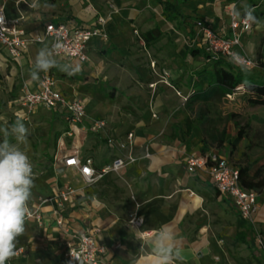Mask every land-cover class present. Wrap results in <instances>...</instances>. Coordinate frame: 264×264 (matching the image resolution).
I'll return each instance as SVG.
<instances>
[{
  "label": "crops",
  "instance_id": "obj_1",
  "mask_svg": "<svg viewBox=\"0 0 264 264\" xmlns=\"http://www.w3.org/2000/svg\"><path fill=\"white\" fill-rule=\"evenodd\" d=\"M165 1L172 5L171 11L163 9ZM40 3L55 7L30 9L23 0L19 5L16 0H0V7L26 35L42 31L51 21L74 27L97 24L102 17L101 27L108 38L90 39L85 61L55 57L61 65L79 63L81 72L68 75L57 68L47 72L54 77L58 91L69 99L84 102L83 128L72 137L66 134L70 127L60 111L39 107L27 112L19 103L23 90L38 88V81H32L28 73L38 50L48 43H33L18 58L10 57L0 46V127L19 118L29 129L27 141L20 147L29 154L35 176L29 211L41 215L40 222L27 218L26 231L18 238L20 253L8 262L64 264L59 243L64 236L54 224L53 210L59 192L72 187L76 189L73 202L64 205L69 231L95 230L98 245L103 249L101 256L109 264H153L151 241L162 227L171 229L178 241L182 259L174 260L173 264H261L255 255L253 235L255 228L264 230V189L258 192L254 224L244 221L230 199L215 188L205 170H187V158L202 154L203 136L195 122L189 133L184 125L179 131L182 133L164 135V129L150 116H156L163 108L162 99L153 95L157 86L166 82L178 87L179 96L186 101L195 94L193 88L188 93L186 86L201 82L195 78V66L199 64L197 70L213 68L210 60L195 52L196 49L205 52L196 21L202 20L214 31L229 34L233 10L243 4L251 5L259 23L240 34L239 51L246 53L258 46L262 53L264 0H40ZM180 40L185 44L181 46ZM144 84L151 89H142ZM207 88L208 85L197 93ZM174 101L175 105L179 100L176 97ZM261 107L262 115L257 119L264 123L260 121L264 118ZM95 119L103 120L105 125L92 132L89 125ZM128 133L133 135L132 143L120 150L116 144L124 141ZM109 137L114 139V146L107 143ZM258 140L261 138L254 139L255 152L247 161L228 163L238 169L247 167L249 176L264 168V148ZM231 142L230 152L237 158L246 142L249 145L245 132L235 147ZM75 150L82 159L90 158L96 169L128 152L136 160L118 173H108L95 184L87 185L74 167L54 161V156ZM134 210L143 218L138 229L127 224L128 214ZM242 220L245 226H239ZM142 231H148L149 235L141 237ZM239 231L247 232L244 240Z\"/></svg>",
  "mask_w": 264,
  "mask_h": 264
},
{
  "label": "built area",
  "instance_id": "obj_2",
  "mask_svg": "<svg viewBox=\"0 0 264 264\" xmlns=\"http://www.w3.org/2000/svg\"><path fill=\"white\" fill-rule=\"evenodd\" d=\"M0 15L4 17L3 24H0V46L12 58H18L33 43L47 42L51 46L55 42H60L63 47L60 51H53L55 57L78 58L85 61L87 60L85 49L90 39L100 37L107 41L108 38L101 27L104 23L102 17L98 18L97 24L74 27L64 22L51 21L44 25L42 31L26 35L17 26L16 21L10 20L4 15L2 7H0ZM196 26L202 48L207 54L230 60L233 53H239L245 59L246 67L252 64V61L239 51L241 47L240 34L248 32L252 28V24L247 25L231 14L229 34L214 31L202 20L196 21ZM19 103L27 112L39 107L60 111L69 124L70 128L66 133L69 137L79 135L81 128H83L86 118L83 100L79 98L69 99L58 91L55 88V79L50 73L41 74L38 80V88L35 91L23 90ZM104 125L103 120L95 119L89 125V130L96 132ZM132 139V133H128L126 139L119 141L116 145L120 150H124L132 143ZM107 143L111 146L115 145L114 139L110 137L107 138ZM135 160V156L128 152L116 157L101 169H96L90 158L82 159L76 150L54 156V161H61L67 167H74L87 185L95 184L108 173H118ZM186 165L189 172H193L195 169L205 170L219 193L230 199L240 218L254 224V216L258 210V192L242 187L239 181L238 168L231 166L226 158L217 151L190 155L186 160ZM75 194L76 189L72 187L60 191L57 207L53 210L54 224L57 231L64 236V238L59 239L64 264H109L101 256L103 249L98 245L95 230L92 229L83 233L69 231L64 205L65 203H72ZM131 199L133 200V197ZM136 206H138L137 203ZM30 217L36 221H41V215L37 211H29L28 218ZM127 224L133 229H138L143 225V218L134 210L128 214ZM148 235V231L140 233L141 237ZM253 243L257 250L264 251V233L256 228ZM17 251L20 253V249ZM7 264L12 263L7 262Z\"/></svg>",
  "mask_w": 264,
  "mask_h": 264
},
{
  "label": "clouds",
  "instance_id": "obj_3",
  "mask_svg": "<svg viewBox=\"0 0 264 264\" xmlns=\"http://www.w3.org/2000/svg\"><path fill=\"white\" fill-rule=\"evenodd\" d=\"M21 2L22 0H16L17 5ZM23 2L27 3L30 9L55 7L48 3L41 5L40 0H31V2L23 0ZM233 16L247 25L259 23L255 8L248 4L234 9ZM3 22L4 17L0 15V24ZM62 47L60 42H55L38 50L28 73L32 81H38L41 72L47 73L52 68H57L68 75L82 71L79 63L61 65L57 62L53 51H60ZM230 62L240 67L242 71H247L246 61L239 53H233ZM244 84L250 86L247 80ZM28 136L29 129L19 118L11 124L0 127V264H7L18 255V238L26 231L29 202L35 186L30 156L20 147L21 144L26 143ZM151 243L155 257L153 264H173L174 260L182 259L177 238L171 229L167 227L159 229Z\"/></svg>",
  "mask_w": 264,
  "mask_h": 264
},
{
  "label": "rangeland",
  "instance_id": "obj_4",
  "mask_svg": "<svg viewBox=\"0 0 264 264\" xmlns=\"http://www.w3.org/2000/svg\"><path fill=\"white\" fill-rule=\"evenodd\" d=\"M179 44L182 46L185 43L180 40ZM256 50H258V46H254L252 50L246 53L241 51V54L252 61V64L246 67L247 71H244L246 77L260 80L264 79V69L259 65L258 59L260 57L257 56ZM262 51L264 52V49H262ZM195 67L198 68L199 64ZM197 68L195 70V78L201 79V82L186 86L188 93L191 91V88L194 89L195 93L206 88L207 80L205 79L209 78V73L214 69L213 67L211 70H208L206 69L207 66L203 70H197ZM189 76L191 78L193 77V75ZM141 88L146 91L151 89L148 84L142 85ZM165 89H168V91ZM177 90L178 87H172L166 82H163L160 86L156 87L153 93L154 98L159 97L162 99L163 108L160 112L156 113L155 117L151 115L150 118L156 121L155 123L158 124L159 128L164 129V135H166V133H176V135L182 133L179 131L184 127L185 119L189 118L195 122L194 125L199 128L202 136H204L206 141L210 144L209 150L211 148L219 149L218 153L225 157L227 161H247L248 156L255 152L253 146L256 142L254 139L256 138H261V140H258V143L260 147L264 148V123H260L257 119L262 115V107L251 105L247 100L248 94L242 88H238L230 96L215 95L206 101L196 100L191 104H187V100L184 101L183 98L179 96ZM176 97L179 101L174 105L173 101ZM199 114L201 118L205 117V122L202 126L203 130H201L199 126L201 122V118L198 117ZM247 123H249L248 126L246 125ZM240 128L244 129L249 145H247L246 142L240 156L237 158L236 155H232L230 152V142L236 137ZM223 130L226 131L224 137L225 144L223 142L222 147L218 148L215 146V138L219 137ZM66 141L70 142L69 139H66ZM68 148H70V146H68ZM262 254L261 251L255 249L256 257L261 264H264V251H262Z\"/></svg>",
  "mask_w": 264,
  "mask_h": 264
},
{
  "label": "trees",
  "instance_id": "obj_5",
  "mask_svg": "<svg viewBox=\"0 0 264 264\" xmlns=\"http://www.w3.org/2000/svg\"><path fill=\"white\" fill-rule=\"evenodd\" d=\"M44 2L52 1V0H43ZM163 9L165 11H171L172 5L165 1L163 2ZM264 49V43H263ZM196 54H202L206 59L210 60L214 69L209 73V78H207L208 88L200 93H195L187 98V104H191L196 100L206 101L215 95L224 96L231 95L237 90L238 87H241L247 94V100L251 105H260L264 107V82H261L258 79L246 77L244 71L241 70L240 67L235 66L230 60L213 57L206 52H202L199 49H196ZM195 54V53H194ZM257 56L260 57L258 59L259 65L264 69V52L260 53L259 49L257 50ZM257 57V58H258ZM247 80L250 86H246L244 81ZM201 118V115H198ZM260 121H264V118L260 119ZM205 122V117L201 118V122L199 124L200 129L203 130V125ZM193 125V121L190 119H185V127L186 132L189 133L191 131ZM248 126V124H246ZM226 135V131L223 130L219 137L215 138V146L220 148L224 142V137ZM244 129L240 128L237 132L235 139L231 142V146L235 147L237 142L243 137ZM210 148V144L206 141L203 136L201 153H206ZM239 171V181L245 189L261 191L264 189V168H258L252 176H249L247 173V167H240ZM239 226H245L244 221L242 220L239 223ZM245 228V227H244ZM245 239L247 235L246 231H239V237Z\"/></svg>",
  "mask_w": 264,
  "mask_h": 264
}]
</instances>
